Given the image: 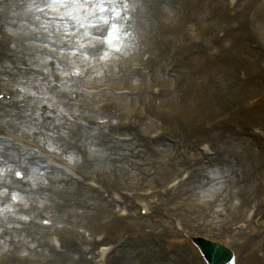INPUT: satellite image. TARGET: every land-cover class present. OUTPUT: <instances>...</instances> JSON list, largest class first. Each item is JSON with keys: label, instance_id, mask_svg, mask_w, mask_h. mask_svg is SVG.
<instances>
[{"label": "bare ground", "instance_id": "6f19581e", "mask_svg": "<svg viewBox=\"0 0 264 264\" xmlns=\"http://www.w3.org/2000/svg\"><path fill=\"white\" fill-rule=\"evenodd\" d=\"M74 1H76L75 6L69 12L64 13L62 8L53 11L45 7L52 0L0 1V28L6 31V34L0 33V128L25 133L35 140L41 136L46 139L44 150L48 154L54 155L59 161L72 163L75 169L96 178L109 190L117 188L118 191H126L125 195L121 192L120 199L124 197L126 200L127 215L123 217L124 219L120 218L114 211L115 205L113 206L105 197L85 190L82 185L74 183V179H65L66 169L56 165L49 170L42 166L41 156L29 155L26 150L20 148L7 149L4 143H0V264H89L86 258L76 257V252L72 251L75 246L69 235L71 232H78L85 245L95 246L96 242L91 243L89 240L91 236L89 232L100 227L103 236L102 242H106L109 233L116 229H121L117 233L119 241L123 238V233L127 232L125 233L127 237L123 241L125 242L124 246L126 242L129 245V249L123 251L127 255V259L125 262L118 260L115 264H171L157 261L161 255L162 257H166V255L150 238L144 236L142 233L144 226L152 229L153 234L160 235L162 242L169 241L172 236L170 231L172 221L168 216L182 220L184 225L190 229L192 224L189 222L192 215L196 218L203 217L202 220L206 222V225L199 230L200 232L213 233L212 219L217 218V212H223L236 220L237 216L241 214L242 202L255 203L260 198L257 192L263 182L257 167V158L261 152L258 149L260 141L249 137L240 138V135L237 136L226 128L225 121L239 117L242 120H247L252 116L257 121L263 120L264 110L260 109L259 103L264 92L260 86L259 77L262 79L260 65L264 58V4L259 0H239L237 9L241 27L234 28L220 43V45H225L228 53L226 56L228 61L221 65L213 63L208 65L205 59H211L213 55L212 50L215 45L210 39L213 29L216 31L219 26L227 22L224 3L222 4L221 0H182L184 4L182 9L166 10L167 13L176 15L171 21L175 24L178 21H184L181 13L192 14L190 22L183 24L186 30L196 31L205 25V22L209 28L210 36L204 39L200 46L204 50L203 55H198L191 61L194 66L196 63L199 77H187L186 80L182 78L185 82L183 89L173 87L172 80L166 78L163 70L165 65L170 64V57L164 56L161 49H151L154 60L151 57L150 63L153 61L156 63V67H158L156 75L150 76L146 73V67L138 64L132 80L138 82L143 79L146 82H151L156 79L166 87L168 98L159 102L146 97L145 93L142 95L144 98L139 102H133V99L123 101L125 99L122 98L116 103L108 102L107 106L114 110L112 118L105 120L112 124L111 135L101 127L102 119L91 117L85 113L84 104L89 98L74 89V80H69L71 82L64 88L57 85L58 78L63 76L65 71L62 63L58 67L56 62L44 57L50 55L60 59V62L63 59L66 64L78 68L81 73L77 76L78 80L83 78L81 75L85 73L83 67L93 66L86 68L90 72L86 79L89 83L101 81L103 78L110 80L111 83L123 81L120 76L121 69L115 62L109 66L107 60L100 61L98 59L99 55L107 49H100L99 44L95 41L92 42V45H88V38H85L86 46L84 48H79L76 45V39L83 33L81 30L87 28L86 31L89 32L91 28L89 25H97L100 20L98 16L101 13L97 10L94 15L87 16L86 12L92 11V9H87L86 5L80 7L82 4L78 0ZM120 1L132 5L139 3L137 5L138 15L143 12L141 0H100L97 4H102L105 8L106 5H118L117 2L120 3ZM248 6L250 9L245 15L244 10ZM41 8L43 11L39 10ZM253 9L256 10L255 19L252 23H248L246 19L248 15L252 14ZM57 15L69 16L77 20L79 29L75 35H72L74 32L69 30L67 21L62 23V18ZM114 23L118 25L115 37L119 35V30L120 37L125 36L124 20L118 18ZM141 23L140 19L138 25ZM81 24H84L85 27H81ZM145 25L146 23L143 27ZM247 25L252 26L253 34L244 30ZM145 27L143 28L145 32L143 40L151 42L150 33L158 30V27L151 20L147 21ZM148 29L149 31H147ZM25 34H28L26 38L29 40H26ZM70 38L73 39L71 46L74 47V50L65 53L62 50L63 40ZM253 38H257L261 44L256 50L250 46ZM45 44L50 49L44 48ZM129 45L125 39L117 41L115 46L121 50L112 52L111 58H115L117 54L123 52L122 54L128 57L129 64H135L134 54L130 52ZM161 45L167 46L170 50L173 46L165 37L162 38ZM1 51L3 52L1 53ZM73 52L76 55H71ZM85 55L89 58L87 61L83 60ZM91 61H93V65H90ZM230 63L242 64L250 72L251 81L244 92L238 87L239 84L233 76ZM104 68L106 74L103 75L101 72ZM109 73L113 74L115 78L109 77ZM179 93L184 94L181 95V97H185L184 101L188 99L185 105H181L184 102L181 97H175ZM240 94L244 95L246 103L238 102L237 98ZM221 97L223 98L220 99ZM227 99H230L231 109L226 113L216 112L214 115L211 108L216 103L220 105L221 101L225 102ZM147 102H150L152 110L150 113H140L139 117L135 119L140 122V127L146 126L149 121L152 124H161L162 121L168 120L163 124L164 128L168 130L171 128L169 114H173L175 117L173 125H180L184 124L183 119L201 109L205 123L191 128L185 127L184 130L179 131L178 139L180 147L185 149V156L178 152L175 154V148L166 144H155L150 148L144 140L143 131L139 129L133 130L129 135L125 134L129 131L122 126L123 122L119 120L120 111L124 108H138L142 103ZM245 108H247V113L244 111ZM181 109L183 110L182 115L180 114ZM252 110H256V112L251 116ZM220 114L221 118H218ZM10 133L12 132L2 134ZM119 136L127 137L124 142H120L116 138ZM103 137L108 139L102 141ZM211 138L219 141L221 148L227 151L226 156L221 158L218 153V156L206 158L205 155L194 152V142L198 140L209 141L213 150L216 151L217 148L214 147V141ZM153 149L162 154L161 159L155 157ZM140 155L149 162V166L157 167L158 170L154 177L145 179L131 173L127 168L128 163H132L133 167L139 164L137 159L140 158ZM68 157H72V159H68ZM85 158L87 159L86 163L83 162ZM46 162L44 161L45 164ZM172 163L175 165L174 168H171ZM105 164H107L106 171L104 170ZM237 164L244 165L243 172L245 174L242 184L238 183L239 179L236 175L231 177L232 174H229L232 167ZM185 166L189 168L181 169ZM109 167H113L112 173L109 172ZM146 170L148 169H145V172ZM17 172L24 176L19 178L16 175ZM61 172L63 175H60ZM207 172L209 173L207 174ZM178 173L179 177L176 176ZM184 174L187 175V178L180 180ZM206 175L208 176L205 177ZM155 183H157L156 185L164 184L163 186L166 187L171 185L170 191L162 186L158 196L154 195V198L157 197V199L144 195L147 199L141 200L136 197L132 200L130 192H139L144 187L151 189ZM123 186L128 188H122ZM236 190L243 193L242 199L235 196ZM51 191H53L52 198L47 195V192ZM168 192L178 197L179 201L175 203L178 207L176 212L174 214L169 212L165 216L161 209L171 203V199H173L171 196L162 198ZM13 195L16 196V199H12ZM181 195L182 198H180ZM63 197L67 198L68 202L62 201L61 212H55V205ZM217 197L218 204L216 206L213 201ZM138 199L141 200L139 203L146 202L145 204L148 203L150 209L157 212L155 217L158 216V221L153 225L150 224L151 219H141L135 213V201ZM153 200H157L160 206L151 204ZM262 200L264 201V198ZM56 201L58 202L56 203ZM43 205L52 211L50 213L42 211ZM200 205L205 209L203 215H200L197 210L191 212ZM116 209H118L117 206ZM112 216L115 219H112ZM103 227L107 233L102 231ZM194 231L192 229V232ZM217 236L231 238L228 232L217 234ZM80 237L76 235L77 240H80ZM115 240H117L116 237L114 242ZM53 241L58 242V251L51 245ZM146 241L149 244L151 241L153 246L148 249L138 248ZM84 242L79 243L81 250ZM174 248L175 252L184 251L182 246ZM257 248L263 249L264 245L261 246L260 242ZM244 252V256H246L244 262H257L252 250L245 247ZM138 255L141 256L135 258ZM115 258L117 257L115 256ZM183 260H186L184 255L178 258L176 264H181L180 262Z\"/></svg>", "mask_w": 264, "mask_h": 264}, {"label": "rangeland", "instance_id": "374dc122", "mask_svg": "<svg viewBox=\"0 0 264 264\" xmlns=\"http://www.w3.org/2000/svg\"><path fill=\"white\" fill-rule=\"evenodd\" d=\"M154 1H155L154 5L152 7H150V8L153 11H154V9L156 10V12H157L158 15H154V17H158V18L152 20L151 19L152 17L150 16V18L147 20L145 18V16L143 15V12H142L141 14H139L137 16L139 20L141 19L142 23L140 25H138V21L139 20H137V26H136L135 25L136 24V15L134 14L135 15V17H134V21H135L134 28L132 27L133 28V31L128 34L129 41H131L132 45L135 46V48L133 49V51L131 53L134 54L135 62L137 64H138V62L140 63V61L142 62V59H143V56L142 55L145 54V52L150 53V56H152L153 57V60H154V54H153V52L151 50L153 48L161 49L163 51V53H164V56L170 57V55L172 54V52H174V57L176 55L179 58H183V56H182L183 50L181 48H182L183 41H185V38L186 37H193V35H198L201 31L207 32L209 30V28H208V26L206 25V22H205V25H203L201 28L199 27L196 31L187 30V32L190 33L191 35H186L187 32H186V29L184 28L183 24H184V22L185 23H189V21L191 20L192 14H190L188 11H186V12H188L187 14L186 13H181V16H183V20L184 21H178L177 24L172 23L171 21L174 18L173 16H176V15H172L170 13L165 12V10H164L165 8L163 9L162 4L160 3L159 0H154ZM177 1L180 3V5H178L177 8H180L183 5V2H182V0H177ZM223 2H224V0H221V3L222 4H223ZM122 7H123V9L125 11H129L130 9H133V7L132 6H129V4H124ZM249 9L250 8L248 6L244 10L245 15H246V13H247V11ZM1 14H3V13H1ZM255 16H256V12H255ZM150 19L158 27V30H156L155 32H151L150 33L151 42H154V43L149 42V40H148V42L147 41H143V36H145V32L144 31L146 29L145 26L147 25V21H149ZM239 20L240 19H238V21ZM145 23H146V25L144 26L145 27L144 28L143 25ZM224 24H225V22L222 25H224ZM143 28H144V31H143ZM222 29L223 28H217L216 31H214V29H213V33L210 36V39L213 40V44L215 45V47L212 50V52H213L212 57L216 61H217V58H222V60H223V58H226V56L228 55V53L226 52L225 45L224 44L220 45L221 42L218 41V40H222V39L225 38L224 37V33H221ZM244 30L247 31V28H245ZM147 31H149V29ZM181 31H183L182 34L184 36L181 34ZM0 33L1 34H6V31L4 29H1L0 28ZM27 35L28 34H25V38H26ZM163 37H165L171 44H173L171 50L167 46L161 45V41H162V38ZM133 38L135 40L136 39L138 40V42L136 44L133 43V40H132ZM26 40H29V39L26 38ZM257 42H259V41H257ZM144 45H148L147 48L144 47ZM4 48L5 49H8L6 47H4ZM9 50L12 51V49H9ZM176 50H177V54L175 52ZM1 52H3V51H1ZM117 55L118 56L115 57L113 60L110 59L108 61L107 65L110 66L111 64H113V62H115L116 65H118L120 67V69H121L120 76H121V79H122L123 76L126 75L128 71H130V66L131 65H129V63H128V57L127 58L126 57L121 58L120 56H123L122 53H121V55L120 54H117ZM230 64H231V68H232V71H233V76H234V78L236 79V81L239 84L238 87H239V89L242 92H244L245 89H246V87H247V85L250 84V81H251L250 79H248L246 77V72L242 69V67L243 68L244 67L247 68V67L246 66H242L241 67L242 64H239V63H236V64L230 63ZM170 66H172V65H166V66H164L165 67L164 68V71H165V74H166L165 76L166 77H171L172 79L173 78H177V73L175 71V68L174 67H170ZM234 66H236L237 68H234L233 69ZM131 68H133V67H131ZM157 69H158V67H156V63L153 61L151 64H149V65L146 66V73L149 74L150 76H155V75H151L150 71L153 70V71L156 72ZM105 70L106 69L104 68L103 73H102L103 75L106 74ZM184 73L186 74V76L188 78H192V77L195 78V76L198 75V70H196V66L193 67V66H190V65H185ZM108 76L111 77L112 79L115 78L114 75L111 74V73H109ZM178 78H181L180 77V74L178 75ZM250 78H251V76H250ZM124 80H126V79H124ZM129 82L130 83H125L124 81H118L116 83H111L110 80H106V79L103 78V80L97 81V82H94V83H88V81H86L85 83H83L88 89L95 88L96 90L99 91L96 95L91 96L90 98L88 97L89 99H87V102H85L84 106L86 107L87 112L89 114H93L95 112V109L97 108V105H100L101 104V102H99V101H103L105 98H107L108 96H110V94H108L110 88H117L118 89V88H120L121 84H123L126 87V90H128V91L131 92L132 96H135L136 95V90L138 91L137 98H134L133 99V102L134 101H136V102L141 101L144 98V96H142V95H144L145 93H146V97L149 98L150 97V93H152V90L151 89L153 87L156 88L155 91H157L158 93H159V89H160V92H161L162 87L164 88V86H162V84L160 83V81H158L156 79H154V81H151V82H146L143 79H140L137 82L135 80H132V77H130L129 78ZM174 83H175V81L172 82L173 85H174ZM181 83H182V81H181ZM259 83H260V86H261V88L263 89V92H264V79L263 78L261 79L259 77ZM105 88H108L109 90L107 92L102 91V90H105ZM134 89H136V90H134ZM165 89L166 88H164V91H165L164 94H166V96H167V93H166V90ZM175 97L177 98V97H181V96L178 94ZM182 97H184V96H182ZM222 98L223 97H221L220 99H222ZM126 100H127V98L125 100H123V101H126ZM237 100L241 104L246 103L245 102L246 99H244V95H242V94H240L238 96ZM217 101H219V100H217ZM226 101L225 102L224 101H221L220 102V105L218 103H216L211 108V112H213V114L216 115V112L224 111L226 113V111H229L231 109L230 108L231 107L230 99H227ZM255 103H257V102H255ZM181 105H182V103H181ZM259 106H260V109L261 110H264V95L260 99ZM34 110H35V108H34ZM110 110L113 111L112 109H110ZM150 110H152V106H151L150 102L142 103L138 107V109L131 108V109L125 110V108H124L123 110H121L120 115H119V118H120V121L122 122V118L124 117L123 115H125V112L132 111V112H135L137 114V116H139V113L140 112H143V113L146 114ZM244 111L247 113V108H245ZM254 112H256V110H252L251 116H252V113H254ZM225 113H224V115H225ZM180 114L181 115L183 114V110H182V112ZM169 115H170L169 116V125L173 129V132L172 133L167 132L171 128H168V130H167L166 128H164V125H163L168 120L162 121L161 124L160 123H153L152 124L151 121H149L148 124L146 126H143V127H140L141 125H140V123L138 121V122L135 123L136 128L139 129V130H141V131H143L144 134H147V132L151 133V132H153L154 129H162L164 131V133H163L164 137H170V139H173V138L178 139L179 138L178 137L179 131L184 130L185 127H187V128L193 127L192 124L193 123H196V122H193V121L195 119H196L195 121H197V116H203L204 114L201 113V109H200L197 112H195L194 114L189 115L188 117H186V119H183L182 122L184 124H180V125L179 124L173 125L172 123H175V117H174L173 114H169ZM218 118H221V114L218 116ZM262 118H263L262 121L261 120L260 121L255 120L253 118V116L250 117L247 120H242L239 117V118L228 119V120L225 121L226 128L229 129L232 133L236 134L237 136H239V135L233 131V129L231 128V125H233L235 127H240V128H244L245 127V129L248 131V133L250 134V136H253L254 134L256 135L258 133V131L263 134L262 136H258L260 138V139H258L260 141L259 142V148L258 149L260 151V148H261V152H260V155L257 158L258 159L257 160V165H258L257 167H258L259 173L261 175H262V173L264 174V111L262 113ZM126 120H128V119H126ZM106 122H108V121H101L100 122L101 127ZM172 125H173V127H172ZM193 125L195 126V124H193ZM9 132H12V133L6 134L4 136L13 138L14 141H16L19 145H22V146L26 147L27 149H30V148H33L34 147V145L29 144V143H26L24 141V140H30V142H33V139L29 135H27L25 133H21V132L17 133V132H13L11 130H8V129H1L0 128V134L1 135H2V133H9ZM46 132H47V130H46ZM17 134H19V136H17ZM153 134L154 133L150 134L149 136H151ZM20 135H22V136H20ZM82 136L83 135L81 134V137ZM164 137L163 136L162 137H159L161 139L158 138L159 139L158 140L159 142H156L155 144H166V145L172 146V147L175 148L174 149L175 154H177V152H178V154H181L182 156H185L184 155L185 154L184 153L185 152V149L183 147H180V144H178V145L177 144L176 145H170L169 144V141L167 140V138H164ZM240 138H243V136L240 135ZM40 139H41V136H38V139L37 140H34V143H39L40 142ZM211 139H212V141H214V145H215L214 147H216V148L219 147L220 150L226 151V150H223V148H221V145H220L219 141H215V140H213V138H211ZM35 141H38V142H35ZM205 142H208V141H206V140H200L199 141L198 140V141L194 142V145L197 146V145H200L201 143H205ZM201 145H205V144H201ZM33 149H35V148H33ZM195 149L198 152V149L197 148H195ZM152 152L154 153V155H155V157L157 159H161L162 158V154L160 152L156 151L155 149H153ZM49 158L52 159V160H54L53 159L54 158L53 156L52 157H49ZM138 160L139 161H137V162H139V164L135 165V167H134L135 169H133V171H130V172L131 173L133 172V174H135V175L142 176L145 179L152 178V176H154L153 175L154 171L157 172V170H158L157 167L156 166H149V164H148L149 162L146 159L142 158L141 155H140V158ZM70 165H72V163ZM127 166L130 167V164H128ZM171 166H172L171 168H174L175 165L172 163ZM240 167L244 168V165L237 164L236 166H233L232 167V170L229 171V174H232L230 176L233 177L235 175V173H234L235 170L240 169ZM187 168H189V167L188 166H185V167H182L181 169L184 170V169H187ZM106 169H107V164L104 165V170L106 171ZM145 169H148V170H146L147 171V175L145 174ZM74 172H76V169L74 170ZM79 172L80 171L78 169V173ZM179 173H182V172H179ZM179 173L176 174L177 177H179ZM208 173L209 172H207V174ZM207 176L208 175H206L205 177H207ZM237 176L239 177V182L238 183L239 184H242L243 181H244V177H242V175H240L239 172H237ZM85 179L87 181H90V182L93 181V182H95L97 184L99 183V181L96 178H93V177L88 176V175H87V178L85 177ZM263 180H264V177H263ZM164 184H165V182H164ZM163 185H154L153 187H151V189H153V190H151L150 188H145L144 187V188H141L142 189L141 191H139V192H133V194L135 195V197H138L139 199L144 200V199H147L144 196H142V195H144L145 192H148V193H150V192L153 193L154 192L155 193V191L159 190L160 189V186H163ZM122 188H128V187L123 186ZM114 189H117V188H114ZM47 190H49V189H47ZM131 190H133V189H131ZM112 191L114 193L118 192V190H112ZM47 195H48V197H51L52 198L53 191L47 192ZM131 196H132V199H133L134 198L133 195H131ZM151 196H153L152 199H154V194L151 195ZM151 196H148L147 195V197H150V198H151ZM235 196L241 198V196H243V193H241V192L239 193L238 190H236V195ZM235 196H232V197H235ZM263 196H264V186L262 185V187L259 190V197L260 198H259L258 201L255 202V204L259 203L260 205H263L264 206V202H262V197ZM59 197H61V196H59ZM65 197H63L62 199H59L60 200L59 202L56 201V203L57 202L58 203L54 207L55 212H57L58 209H59L58 206H57L58 204H60L62 201H67L68 202V199L65 198ZM256 197H257V195H256ZM180 198H182V195L180 196ZM108 199H109V195H108ZM176 202H178V199L177 198H176V201L175 202L171 201V203H168V204H166V206H163L162 209H161L162 214L165 215V216L169 212L172 213V214H174L172 208H178L175 205ZM151 203L152 204H157L158 202L155 201V200H153ZM213 203H214V205L217 206V204H218V197L213 201ZM255 204L254 205H249V204L243 205L242 204L241 214L239 216H237L238 218H236V220L232 219L230 216L225 215L223 212H217L216 213V217L217 218H213L212 219V225H213V227H212L213 228L212 229L213 231L212 232L213 233L200 232L199 231V230H201L200 228H196V230L194 232H190V229H193V226L194 225H197V224L206 225V224H202V222H204L202 220L203 217L196 218V217H194V216L191 215V220H190V222L189 221L188 222L190 224H192V225H191L190 229L185 226V228L189 232H187V235L188 236H184L183 233H182V231H178L177 230V228H179V230H183L181 221L177 220V218H175V217L168 216V218H170V220L173 222V224L170 225V231L172 233L174 232V234L176 233L175 234V237H174L175 240H172L170 242V245L173 248L175 246H177V245H179V246H185V250H184L185 252L184 253L183 252H181V253H175V257L177 258L178 257V254H183V255H185L187 257V254H189V252L190 253H194V254L197 255L196 249L192 246V244H191V242L189 240L190 238L196 236V237H203V238H205L207 240L216 241V242L221 243V244H224V245H226V246H228L230 248L233 246L232 249L235 251L236 257H237V263L236 264H239V261H241L240 264H246L247 263V262H244V260L246 258V256H244L245 255L244 254L245 253L244 252V248L245 247H247V248H249L250 250L253 251V254L255 255V258L257 260L256 263H253V262L250 261L247 264H264V252H262V250H258L260 248H257V247H259V243L260 242H261V246L264 245V224H263V222H264V218H263L264 208L261 207V206L259 208L258 207L259 205H255ZM158 206H160V205H158ZM43 209H46L45 212H47V213H50L52 211V210L50 211L49 207H46L45 205L42 206V209L41 210H43ZM193 210L194 211H191V212H195V210H197V212L200 215L201 214L203 215L205 209H204V207H202L200 205V206H196L195 209H193ZM114 211L116 212L117 209L116 210L114 209ZM201 211H203V212L201 213ZM216 211H217V208H216ZM136 212H137V210H136ZM188 212H189V209H188L187 213ZM138 213H139V210H138ZM221 215H223V216H221ZM199 219H201V220H199ZM149 223H150V221H149ZM174 226H175V228H174ZM144 227H147V226H144ZM100 228H97L94 231L91 230L89 233L96 235L97 232L100 231ZM118 231H120V229L114 230L112 232V234L109 233V235H111V236H108L107 241L104 243L105 245H108L109 244L112 248L115 247L114 249H112V251H110V254H108L107 257H106V254H105L106 264H115V262H118V260L121 261L119 256H121V255L126 256L124 254V252H123L124 251L123 248H120V247L117 248L120 245H118V244L113 245L114 244V237L117 236ZM51 232H53V231H51ZM51 232H49V233H51ZM225 232H228L230 234L231 238H223V237L217 236V234H223ZM73 233H75L77 236L80 237V233H78V232H71L70 234L74 235ZM89 239H91V236H90ZM104 244H102V245H104ZM96 247L97 246L94 247V251H95V248ZM126 250H128V249H126ZM263 250H264V248H263ZM113 252H117V253H115V255L113 256ZM85 255H86L87 260L90 261V257L92 258V256L91 255H87L86 252H85ZM115 256L117 258H115ZM172 260H173V258H169L168 259V261H170V262ZM189 261H191V258H189V256H188L187 257V261L186 260H183L180 263L181 264H188ZM104 262H105V258H104Z\"/></svg>", "mask_w": 264, "mask_h": 264}, {"label": "clouds", "instance_id": "9594fccd", "mask_svg": "<svg viewBox=\"0 0 264 264\" xmlns=\"http://www.w3.org/2000/svg\"><path fill=\"white\" fill-rule=\"evenodd\" d=\"M45 7L53 10V11H56L57 9H60V8H69V7H72L71 5H68V4H61V3H54V2H51L47 5H45ZM80 7H85V6H80ZM102 9V5L101 4H96L94 5L92 11H89V12H86V15L87 16H92L94 15V13L98 10L100 13H105L108 11V9H105L104 10H101ZM40 11H43V8L39 9ZM113 12L115 13V16H119V12L116 11L115 8H113ZM100 21H102L104 24H107L108 23V20L104 17V16H100ZM94 25H89V27H92ZM81 27H85L84 24H81ZM117 28H118V25L113 23L111 25V28L108 30L107 32V35L103 36V37H96V36H92L90 32L88 31H85L84 33H82L80 35V37H78L76 39V45L79 47V48H84L86 46V43L84 42L85 41V38H88L87 39V44L88 45H92V42L95 41L97 42L98 44H101V45H106L107 46V50H104L102 52L101 55H99L98 59L100 61H105L109 58L110 54L112 52H119L121 49L117 46H115L114 44V37H115V34H116V31H117ZM72 35H75V33H73ZM71 55H76L75 52L71 53ZM89 58L87 55H85L83 57V60L87 61ZM75 63V62H73ZM79 72V70H77Z\"/></svg>", "mask_w": 264, "mask_h": 264}, {"label": "snow or ice", "instance_id": "6c2138e0", "mask_svg": "<svg viewBox=\"0 0 264 264\" xmlns=\"http://www.w3.org/2000/svg\"><path fill=\"white\" fill-rule=\"evenodd\" d=\"M52 2H54V3H61V4H64V3H67V0H52ZM84 2L87 3L88 0H84ZM101 5H102V4H101ZM101 10H104L103 5H102V9H101ZM72 74H73V73H69V75H72ZM78 74H79V72L77 71V72H76V75H78ZM22 91H23V89H22ZM32 94L35 95V93H32ZM49 107H51V105H49ZM61 111H63V109H61ZM68 159H72V157H68ZM16 175L19 176L20 173L17 172ZM12 199H16V196L13 195Z\"/></svg>", "mask_w": 264, "mask_h": 264}]
</instances>
